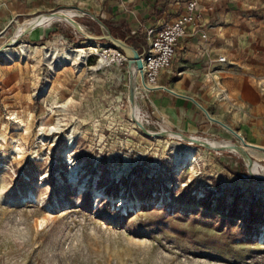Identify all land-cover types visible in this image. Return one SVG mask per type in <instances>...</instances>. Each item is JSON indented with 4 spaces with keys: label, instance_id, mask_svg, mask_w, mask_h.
<instances>
[{
    "label": "rangeland",
    "instance_id": "1",
    "mask_svg": "<svg viewBox=\"0 0 264 264\" xmlns=\"http://www.w3.org/2000/svg\"><path fill=\"white\" fill-rule=\"evenodd\" d=\"M201 3L228 28L224 73L258 86L264 0ZM25 21L0 40V264H264V177L232 150L146 136L130 116L128 64L117 68L65 19L6 47ZM91 48L99 56L63 60ZM139 101L143 125L160 132ZM217 127L220 136L195 137L241 144ZM190 150L194 164H177Z\"/></svg>",
    "mask_w": 264,
    "mask_h": 264
},
{
    "label": "crops",
    "instance_id": "2",
    "mask_svg": "<svg viewBox=\"0 0 264 264\" xmlns=\"http://www.w3.org/2000/svg\"><path fill=\"white\" fill-rule=\"evenodd\" d=\"M186 1L107 0L103 5L98 0H0V40L16 22L27 19L21 24L26 25L37 15L79 7L98 17L113 34H125L130 42L146 46V31L174 21L184 12ZM227 30L223 17L199 0L198 15L187 26L169 67L158 76L161 88L140 97V111L153 130L220 136L219 125L202 107L248 144L264 148V80L256 86L253 80L224 73L226 64L217 60L224 57Z\"/></svg>",
    "mask_w": 264,
    "mask_h": 264
},
{
    "label": "water",
    "instance_id": "3",
    "mask_svg": "<svg viewBox=\"0 0 264 264\" xmlns=\"http://www.w3.org/2000/svg\"><path fill=\"white\" fill-rule=\"evenodd\" d=\"M62 11L70 12L72 14L68 15L67 13H59ZM41 16L50 17V18H54V19L57 17L63 18L66 20V23L74 31H76V33H78L80 36H82L86 39H89L90 41H94L95 43H97L101 46H104V44H108L109 46H111V47L122 52V54L124 55V57L126 58V60L128 62V69H129L128 103H129V108H130V116H131L132 120L134 121L135 125L146 136L151 137L152 136V130L147 129L141 121H139L138 119H135L134 114H133V107H134L136 99H137V97H135V94L133 91L136 87L137 71H140V72L142 71L141 57L145 51V46H143V45L136 46V45L129 43V37L120 38V37L114 35L110 31V29L107 27V25L105 23H103L98 17H96L94 14H92L88 11H85L79 7H66V8L61 7L58 10L48 12V13H43V14L37 15L33 18L37 19ZM84 17L89 19L90 21L94 22L98 26V28L100 30V35H91L90 33H88L85 29H83L77 23V19L84 18ZM31 31H32V28L28 27L21 34V37L23 35L30 33ZM12 45H15V43L10 41L6 45V47H9ZM201 109L203 110V112L206 114L207 118L211 122L218 124L223 129L230 132L234 137H236L239 140V142L244 143V139L236 131H234L233 129H231L227 125L221 123L220 121L213 119L211 116H209L207 111H205L202 107H201ZM165 132L167 134L172 135L177 140H180V141L187 143V144H192V145L199 147V148H204L208 151L226 152L225 149L215 150L214 147L209 144L207 139H203V138L195 137V136H190V135H184V134H181L179 132L171 131V130H165ZM234 145L238 146L237 144H234ZM243 153L245 155V160L248 163V173L255 180H263V178L256 177L251 173L252 167H253L252 158L246 152H243Z\"/></svg>",
    "mask_w": 264,
    "mask_h": 264
},
{
    "label": "built area",
    "instance_id": "4",
    "mask_svg": "<svg viewBox=\"0 0 264 264\" xmlns=\"http://www.w3.org/2000/svg\"><path fill=\"white\" fill-rule=\"evenodd\" d=\"M199 0H187L184 12L171 23L163 25L159 29H149L146 31L147 44L141 57L142 71H137L136 85L140 89V97L143 93H148L155 89H160L158 76L165 71L175 56L178 43L187 34V26L198 15ZM101 46V45H100ZM102 52L108 54L110 62L117 68H125L128 64L121 51L104 44L101 46ZM218 63L226 64L225 57H219ZM151 125L148 119L144 120ZM155 126L159 127L155 122Z\"/></svg>",
    "mask_w": 264,
    "mask_h": 264
},
{
    "label": "bare ground",
    "instance_id": "5",
    "mask_svg": "<svg viewBox=\"0 0 264 264\" xmlns=\"http://www.w3.org/2000/svg\"><path fill=\"white\" fill-rule=\"evenodd\" d=\"M59 13H67L68 15H71L72 14L70 12H65V11H62V12H59ZM59 19H60V17H57V18L54 19V18L45 17V16H43V17L41 16V17H39L37 19H33L30 22H28L25 26L20 27V29H19V31L17 33L16 39H14L12 42L16 43L18 41V39L21 37V35H19V34H22L28 27H31L32 28V31H33L35 29L34 27H32L33 25H44L49 20H51V22H52L54 20H59ZM23 51H25V48L24 47H23ZM99 51H100L99 48H97V49L91 48V49H89V51L88 50H75V51H70V52L66 53L65 57L63 58V60L64 61H70V62L71 61H76V60H79L80 61L81 59L90 56V54L91 55H94L95 54V55H98L99 56V54H98ZM7 54L8 55L11 54V51L10 50H7ZM55 54H56V52H54L53 54L48 55V57L49 58L50 57H53ZM103 62L104 61L101 59L99 61V65H101ZM133 92L135 94V97H138V95H140V89L137 87V85H136V87H135V89H134ZM137 111H138L137 110V106L134 105V107H133L134 118L135 119H138L139 121H141V117L140 116H137V114H138ZM151 137L160 139V138H165V137L171 138L173 136L170 135V134H167L165 132V130H161L160 132H157V133L152 132V136ZM207 141L209 142V140H207ZM209 144L212 145L215 150L225 149L227 152L234 151V152H237L238 154H240L244 158H245V155H244L243 152H246L250 157H252V154L254 156H256V157L264 156V148L258 147V146H255V145L248 144L245 140H244V143H241L238 146H236L234 144H229V143H225V142H216V141H212V140L209 142ZM193 155H194V150H190L186 157H183V158L177 157V160H176L177 161V164H179V163L180 164H186L187 162H191V164L193 165L194 162H195V160L193 158ZM261 168H264V167L261 166L260 164H258L257 162H254L253 161L252 172L254 174L252 172L251 173L254 176L259 177V178L264 177V173L262 172Z\"/></svg>",
    "mask_w": 264,
    "mask_h": 264
},
{
    "label": "trees",
    "instance_id": "6",
    "mask_svg": "<svg viewBox=\"0 0 264 264\" xmlns=\"http://www.w3.org/2000/svg\"><path fill=\"white\" fill-rule=\"evenodd\" d=\"M96 27L98 28L97 25H96ZM114 35H116V34H114ZM116 36H118V37H120V38H125L126 35H125V34H117ZM129 43H132V42L129 41ZM253 181H254V180H253ZM229 214H230V216H231V215H234L235 213H234L233 211H230Z\"/></svg>",
    "mask_w": 264,
    "mask_h": 264
}]
</instances>
